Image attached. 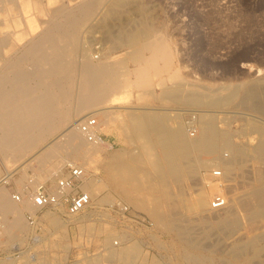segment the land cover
Wrapping results in <instances>:
<instances>
[{
  "label": "rangeland",
  "instance_id": "1",
  "mask_svg": "<svg viewBox=\"0 0 264 264\" xmlns=\"http://www.w3.org/2000/svg\"><path fill=\"white\" fill-rule=\"evenodd\" d=\"M9 1H12L10 5L7 4ZM95 1L97 6L87 12L86 15L89 14L90 18L87 16L86 23L79 29L75 52L76 65L78 66L82 59L88 57L92 63L121 61L122 68L124 66L126 68L117 69L116 83L120 87H117L118 90L116 89L112 94L110 101L99 107L108 111L107 122L105 123V119L100 114L95 117L99 125L97 132L111 134L106 140L104 139L106 144L100 145L88 159H67L70 161L68 163L84 167L87 180L93 174L97 176L98 184L95 188H90L92 208L79 216L91 214L88 216L91 217V221L75 223L72 217L68 219L67 216L56 212L54 214L52 210H45L38 215L36 221L38 224L29 226L25 217L27 226L19 230L5 233L0 229V264H93L96 262L124 264L108 259L110 252L118 248L111 245L118 240L123 242L120 248L126 246L129 247L127 250H130L133 246L139 247L140 251L137 252V260L133 262L134 264H184L186 258L191 256L200 259L199 261L204 264H246L244 258L232 259L229 244L236 236L227 239L215 228L211 229L207 224L197 221V216L188 208L190 206L184 204L199 192L202 185L209 193V183L204 184L206 180L203 179L202 184L200 174L205 176L215 171L223 173V170L217 166L201 169L196 164L198 161H212L219 155L195 153L190 157L191 163L193 161L194 164L191 166L192 173L185 169L183 174L186 177L182 182H173L168 178L162 182L155 178V170L151 163L152 160L163 158V146L155 140L141 138L131 130L133 125L129 121L131 114H137L138 111L145 110L142 107H147L153 110L182 112L179 120L171 116L169 125L172 128L183 125L187 130L189 126H197L200 123V116L196 112H189L193 108L198 110L199 107L189 106L183 102V104L173 103L166 98V95L164 97L165 86L174 85L175 81L170 77L172 73L179 76L183 92L193 89L206 94L218 92L223 95L227 92L223 90L224 87L245 83L254 85L251 86L258 92L264 91V0H123L118 6L113 5L115 0ZM83 2L85 0H0V74L8 79L12 78L13 71H6L1 65L9 61L16 62L24 57L27 49L33 47V43L46 34L54 19H61L68 11L78 9ZM14 14L20 20L15 18ZM144 19H148L149 22ZM144 21L150 25L152 32L150 37L153 40L162 37L167 41L172 58L170 72L165 66L163 70V63L159 62L160 74H154L153 70L148 85L141 87L137 82L131 85L125 84L128 79L136 81L134 70L138 68L139 63L129 59L132 48L123 42L122 36L142 29ZM15 22L20 25L16 24V26L13 24ZM140 42L143 43V40ZM145 54L148 56L147 53ZM47 56L52 58L53 55L43 50L41 59ZM27 58L22 66L27 73L34 72L33 69L38 63L29 56ZM64 62L65 60L61 61V66L66 75L69 71L68 63L64 64ZM124 70L127 71L126 75L123 73ZM33 79L31 85L37 78L33 77ZM212 89L214 91H211ZM75 95L71 103L65 105L66 107L75 105L77 100ZM263 98L264 92H262ZM245 108L246 106L236 102L232 106L199 109L217 114L214 119L218 129L233 134L234 144L248 146L249 142V145H252L259 140V134L253 130V127L264 128V110ZM83 115L74 119L77 120ZM87 117L91 118V116ZM177 121H180L178 125ZM198 133V130L192 128L188 135L193 137L191 134L195 136ZM57 136L58 134H55L52 138ZM228 154L224 151L220 156L226 158ZM29 157L31 156H26L24 161L19 162L10 157L9 162L6 163L0 153V175L5 176L12 172L20 162H28ZM115 161L132 166L135 169V180L121 181L120 176L127 177L128 172H119L114 165ZM236 162L231 168V173L227 174L226 180L221 179L224 181L223 195L225 194L227 199L246 197L257 185V176L262 173L264 175V164L250 153L240 157ZM26 164L28 165L23 173L14 171L11 179L5 183L8 194L19 193L21 184L32 180L34 175L39 178L40 183H49L56 176L63 174L67 162L50 177H46L44 171L38 169L37 163ZM194 169L198 172L197 175H194ZM215 176L221 177V175ZM116 177L118 180L115 179ZM163 188L170 195V200L163 196ZM221 196L214 194L207 199V202L212 204L215 198ZM153 200L164 202L159 206V212L165 217V221L181 218L185 224L193 227L191 235L194 240L200 242L201 250L185 246L178 239L175 230L170 231L166 223L157 224L148 215L147 207ZM116 201L125 204L131 216L127 215V218L123 219L118 213L112 212L109 208ZM223 213L220 211L217 216L223 218ZM52 214L60 216L63 220H69V226L54 228L48 220H44L51 218ZM239 214L241 217H246L242 210ZM2 216L0 212L1 223ZM134 217L148 224H137ZM73 218L76 220V217ZM8 219L11 220L12 216H8ZM241 222H244L245 227L244 231L241 230L239 233L251 236L262 231L261 229L249 232L246 230L248 227L246 220L243 219ZM261 223L264 221L259 220L258 225ZM202 225L209 227L205 230L209 236L198 235L199 232H204ZM250 264H264V253L253 259Z\"/></svg>",
  "mask_w": 264,
  "mask_h": 264
},
{
  "label": "bare ground",
  "instance_id": "2",
  "mask_svg": "<svg viewBox=\"0 0 264 264\" xmlns=\"http://www.w3.org/2000/svg\"><path fill=\"white\" fill-rule=\"evenodd\" d=\"M11 2L9 1L7 4L10 5ZM114 2L113 5L118 6V3L123 2V0H115ZM95 6H97L95 0H85L78 9L68 11L61 19H54L53 21L51 19L53 24L48 27L49 30L46 31L44 36H42L43 34L41 35L42 38L33 43V47L27 49L24 57L19 58L16 62L9 61L7 64L1 65L6 71L12 70L13 75L12 78L8 79L3 74H0V153L6 163L9 162L10 157H13L16 162H19L24 161L26 156H31L28 162L25 161L17 164L12 169V172L5 176L0 175V212L3 215L1 229L5 233L19 230L25 225L27 226L25 223V213H34V207L29 199L24 198L21 202L17 203L7 192L5 183L11 179L14 171L23 173L26 165H28L26 163L35 162L39 166L38 169L40 171L43 170L46 177H50L57 173L64 163L70 162L67 160L68 158H73L74 160L88 159L92 152H96L100 145H102L98 142H88L81 133L79 126L90 118L87 116L95 118L99 114L105 119V123L107 122L108 111L99 109V107L103 103L110 101L112 94L120 87L116 83L118 80L116 78L118 76L117 69L120 70L123 64L121 61L116 63H107L108 61L92 63L88 57H85L88 59L84 58L79 62L78 66L76 65L75 52L79 40V29L86 23L87 16L89 15H86L87 12ZM15 18L18 17L15 15ZM145 21L142 24V29L140 28L131 33L123 34L122 36L123 42L132 48L129 59L139 63L138 68L134 70L136 81L128 79L125 84L128 83L131 85L137 82V85L141 87L148 85L150 78L153 76V70L155 71H153L154 74H160L159 72L161 70L159 71V69L161 67L159 62L163 63V70L166 67L167 71H169L172 58L170 46L167 41L162 37L153 40L150 37L152 33L150 25L147 23L149 21ZM13 24L16 25L17 23L15 22ZM142 40L143 43L140 42ZM6 41H8V38ZM43 50L49 51L51 56L53 55L52 58H48L47 56L42 60L41 54ZM27 56L38 63L34 67L35 69H33L34 72H29L30 74L22 66L23 62L28 59ZM64 60L68 63L69 70H67L68 72L65 71L67 72L66 75L63 73V66H61V61L63 62ZM124 68L126 67L124 66ZM124 71L123 73L126 75L127 71ZM33 77L37 79L31 85V81L34 80ZM170 77L175 82L171 87L165 86L164 97L166 95V98L172 100L173 103L183 102L186 105L199 108H221L222 106L235 105L238 102L241 106H246V108L248 107L256 111L264 110V98L262 99V92L264 91L258 92L255 87H252L254 86L252 84L251 86L245 83L226 88L223 86V90H227L226 94L223 95L218 92L206 94L193 89L188 92H183L179 76L176 73H172ZM211 91L214 90L212 89ZM74 95L77 98V100L75 99V105L73 107H66L65 105L67 103L69 104V102L71 103ZM199 108L198 110H193L194 108L189 110V112H196L200 116V123L197 126H189L199 131L197 135H192L193 137L188 135L189 127L186 130L183 125H179L177 128H172L167 125L162 126L160 113H153L152 110L150 112L146 110L140 115L131 114L129 121L133 125L131 130L136 132L141 138H146L153 134L154 140L163 146V158L152 160L151 163L155 170V178L162 182H165L166 178L173 182H182L184 177H186L183 174L185 169L190 174L192 173L191 166L194 164H192L193 161L191 163L190 157L195 153L219 155L218 158L212 161H198L196 166L201 169H210L215 166L220 167L223 170V173H220L221 177L215 176L216 171L211 174L208 173L205 176L200 174L202 177L201 183L203 184V179L206 180L204 184L209 183V193L205 191L202 185V188L198 190L199 192L193 198H190L187 203L185 201L184 204L190 206L188 208L197 216V221L199 220L201 223L207 224L211 229L215 228L227 239L236 236L229 244L232 259L239 260L240 258H244L245 263L250 264L253 259L264 253V223L258 225L259 220L264 221V175L262 173L257 176V185L242 199H237L236 197L227 199L225 194L223 195V182L226 180L227 174L232 171L231 168L237 159L248 153L264 164V128L263 126L253 127V130L259 134L257 143L255 142V144L249 145V142L248 146L236 145L232 141L233 134L218 129L214 119V116L217 114L214 115V113H209L210 111ZM166 114L163 116H174L180 119V115L183 113L179 110H173L168 111ZM81 115L85 118L74 119ZM98 127L99 125L96 127L97 130ZM55 134H58V136L52 138ZM50 139L51 141H49ZM224 151L229 153L226 158L220 156V153ZM14 159L11 158L13 162ZM114 165L119 172H128L127 177L120 176L121 181L128 182L135 180V169L132 166L120 163L119 161H115ZM80 167L84 169L83 166ZM194 171V175H197L198 172L195 169ZM31 179L34 181L30 183L31 185L40 183L39 178L35 175ZM115 179L118 180L117 177ZM221 179H224V181ZM97 182V176L94 174L88 180L85 177L82 189L90 194V188H95L98 184ZM24 187L25 184H21L19 193L23 194ZM162 190L163 196L169 199L170 195L164 188ZM214 194L222 195L221 197L225 201L223 208L213 209L211 202L210 204L207 202V199ZM161 203L164 202L153 200L147 207L148 215L157 224L166 223L165 225H167L170 231L175 230L179 236L178 239L185 246L201 250L200 242L194 240L191 235L193 227L185 224L181 218H171L168 222L165 221V217L159 212ZM230 203L232 204L230 205ZM240 210L245 212L246 217L240 216ZM220 211L224 212L223 218L217 216V213ZM52 215L49 221L54 228L60 229L69 226V220L66 221L58 215ZM90 215L84 214L82 217H76V220L73 217L72 219L76 221L75 223L82 224V222L90 220L91 217H88ZM8 216H12V219L9 220ZM243 219L246 220L248 226L246 230H249V232L261 229L262 231L251 236H246L244 235L245 233H239L245 227L244 222H241ZM208 226H203L204 232H199L198 235H204V237L206 235L209 236L207 231L205 232L206 229H209ZM114 242L111 245L113 247L115 246ZM122 243L120 242L117 245L118 248L110 252L108 259L124 264H134L137 260V252L140 251L139 247L133 246L130 250H126L123 247L120 248V246H123ZM199 260L194 256L187 257L186 263L184 264H204V262ZM93 264H97V262Z\"/></svg>",
  "mask_w": 264,
  "mask_h": 264
},
{
  "label": "built area",
  "instance_id": "3",
  "mask_svg": "<svg viewBox=\"0 0 264 264\" xmlns=\"http://www.w3.org/2000/svg\"><path fill=\"white\" fill-rule=\"evenodd\" d=\"M98 122L95 118H89L82 123L79 128L84 138L90 143L106 144L102 134L97 132ZM191 130L192 127H189ZM193 135V134H191ZM63 174L56 176L49 183L43 182L36 185H31L33 179L29 180L24 187L23 194L14 193L12 199L19 203L24 198L31 201L34 207V213H25L26 222L33 226L37 224L38 215L45 210H52L60 215L67 217H79L86 210L92 208V199L88 192L82 189V184L86 177V170L79 165L67 163L64 166ZM215 175H220V172H215ZM213 209H221L225 205L223 197H217L212 202ZM112 212L118 213L123 219L130 215L129 208L120 201L109 208ZM135 222L140 225L148 224L146 221L135 218ZM0 219V229H1ZM120 241L114 242V245H119Z\"/></svg>",
  "mask_w": 264,
  "mask_h": 264
},
{
  "label": "crops",
  "instance_id": "4",
  "mask_svg": "<svg viewBox=\"0 0 264 264\" xmlns=\"http://www.w3.org/2000/svg\"><path fill=\"white\" fill-rule=\"evenodd\" d=\"M142 109H145V110H140V111H136L137 112V115H140V114H142L143 112H145L146 110L147 111H150V110H152L153 111V113H160V118H161V122H162V126H165V125H167V126H169V127H172V126H170L169 125V120L171 119V117H164L163 115L164 114H166L168 111H165V110H153L152 108H147V107H142ZM162 111V112H161ZM139 113V114H138ZM166 115H168V114H166ZM168 118V119H167ZM173 118V117H172ZM175 118V117H174ZM163 120H165V121H163ZM176 120H179V119H176ZM179 122L180 121H177V125L179 124ZM166 123V124H165ZM176 125V126H177ZM101 134L103 135V137H104V139L106 140L107 139V137H109L111 134H108L107 132H105V133H103V132H101ZM153 138V139H152ZM144 139H147V140H154L155 138H154V136H149V137H146V138H144ZM49 218V217H48ZM44 219V220H48V222H50L49 221V219ZM134 245H136V244H134ZM125 247V249L127 250L128 248L126 247V246H124Z\"/></svg>",
  "mask_w": 264,
  "mask_h": 264
}]
</instances>
